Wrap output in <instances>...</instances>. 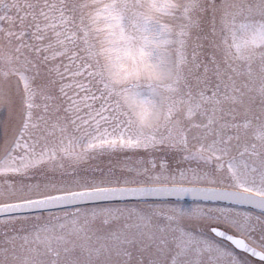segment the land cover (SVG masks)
I'll use <instances>...</instances> for the list:
<instances>
[{
  "label": "snow or ice",
  "instance_id": "1",
  "mask_svg": "<svg viewBox=\"0 0 264 264\" xmlns=\"http://www.w3.org/2000/svg\"><path fill=\"white\" fill-rule=\"evenodd\" d=\"M0 264H264V0H0Z\"/></svg>",
  "mask_w": 264,
  "mask_h": 264
}]
</instances>
